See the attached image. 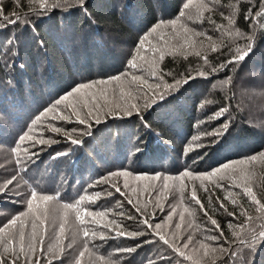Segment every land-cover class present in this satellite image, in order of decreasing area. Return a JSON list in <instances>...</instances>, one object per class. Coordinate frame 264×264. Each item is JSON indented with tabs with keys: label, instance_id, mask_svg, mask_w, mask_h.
<instances>
[{
	"label": "trees",
	"instance_id": "1",
	"mask_svg": "<svg viewBox=\"0 0 264 264\" xmlns=\"http://www.w3.org/2000/svg\"><path fill=\"white\" fill-rule=\"evenodd\" d=\"M186 1L73 0L71 6L48 8L33 13L29 9L27 0H20L19 5L14 0H3L4 14L8 15L13 11H18L21 13V20L12 24L0 19V118L1 115L6 114L13 123L12 126H15V132L22 131L32 120L38 121V117L40 120L45 110L48 109L42 102L40 94L50 95L70 80L57 96L63 97L88 80L97 82L103 80L102 78L108 80L121 75L123 69L115 68L118 64L114 56V45L117 41L134 36L140 41L161 21V16L164 14L173 13L175 18H178L181 11H184L183 6ZM229 3L230 0H220L221 7L228 8L229 11L225 13L223 10L214 9L211 15H207L208 18L206 16L203 18L204 23L209 27L213 26L211 28L215 30H218L217 25H227V20L221 16V13L228 16L233 12V9L228 7ZM261 9H264V0H244L238 5V12L235 14V28L253 38L256 30L257 38L253 40L250 53L242 60L238 59L236 63H228L237 54L234 53L236 44L231 42L233 38L226 33L223 37L221 36L222 48L211 50V54L207 55L208 63H205L203 55L186 53L188 52L186 48L180 53L172 52V45L177 37L168 28L158 30L157 33L149 36V41L145 43L140 53L145 60L137 61L143 70L129 68L132 69L131 74L135 71L136 75L143 76L153 84L152 89H149L146 84L140 86L144 91H151L153 96L157 95L155 104L151 106L149 102L147 106L142 105L139 107L140 110L131 111V115H126L125 112H113L101 118L99 123L94 121L88 123L93 126L84 125L85 127L78 131L79 134L71 136V139L80 140L82 143L72 144L69 137L70 141L66 143L68 144L67 151L51 158L55 159L56 164L55 169L49 172L50 177L43 176L44 182L30 181L32 183L29 184V193L31 189H36L43 194L54 196L58 194V199L48 204L49 212L45 223L43 225L37 223L44 228L49 240L46 241L43 238V243L38 244L35 259L38 256V258H43L42 264H48V258L51 256L47 252L48 247L53 246L57 254L61 255L59 248H64L65 244L68 245L71 240L69 238L61 240L68 233L69 228L65 227L63 236H59V224L62 221L54 210L62 213L64 203L75 204L81 200V197L91 196L93 202L85 200L79 206L92 211L107 210L108 215L103 219L97 217L101 220L99 226L87 224L80 227H87L90 233L92 230L103 232L106 240L112 243L105 245V248L96 246L95 239L98 240V237H91V235L84 237L78 232L75 216L70 213L69 216L76 222V226L69 232H75L73 242L78 245L79 250L75 257L72 256V259L67 260V263L59 258V260H53L52 264H74L85 243L94 252L98 248L99 254L107 256L111 253L112 259L118 264H183L178 256L170 261V257L176 255L160 240L159 235L141 225H134V222H139L135 217L134 209L124 206L119 201V197L116 198L114 208L120 214H124L121 216L124 219L113 215L108 206L109 199H104L100 195L103 192L96 182L108 174L123 170L137 174L138 177L149 178L139 179L141 183L147 180L151 183L156 182L165 176H179L180 171L176 169L186 166L180 163L183 149L185 150L186 147L188 149L190 145L201 139L205 145L200 147L193 156L194 163L192 164L197 167L193 169L191 165L187 169H182L183 172L206 173L205 171L210 168H213L211 171L218 169L217 166L228 160H232L229 163L248 160L251 156L261 153L264 147V130L255 121L249 120V115L246 110H243L244 107L238 104L236 91L225 87L218 88L219 82L228 81L236 72L256 71V68L252 66L253 63H256L264 72V28H260V24L264 23V17L255 15ZM25 13H27L26 16ZM190 14L193 13L190 12ZM246 14L248 19L245 18ZM11 18L15 19L14 16ZM183 20L185 21L182 22L186 23L188 28L189 22L193 23V21ZM181 32L184 33L182 28L178 33L181 34ZM199 32H204V30ZM201 37L205 42L206 38ZM130 40L133 39L130 38ZM238 40L240 39H236L235 42ZM138 42L125 59L127 67ZM213 42H216L215 39ZM154 49L159 51H154ZM161 51L164 53L163 60L159 59ZM156 58L159 59L156 67L160 71L156 77H152L147 70L149 65L145 61H158ZM113 60L115 62H112ZM221 64L225 67L219 68ZM213 68L218 70L213 72ZM201 71L205 75H199ZM161 72L162 80L160 79ZM87 78L91 79L87 80ZM177 81H180L178 85ZM157 83L161 84L158 89L155 87ZM164 84L174 85V87L165 88ZM137 85L139 84L133 83V86ZM85 95L86 91L81 89L79 97ZM94 96L97 100V96ZM145 99L147 100V96ZM231 104L235 105L233 111ZM221 109H231V112H226L225 116L217 115ZM58 114L62 115L63 111L58 110ZM4 124L0 120V135L7 137L8 135L5 134L8 132ZM26 134L30 135V133ZM5 137H0V141L9 144L13 142L12 145L16 143V146L20 141L18 138L14 142L10 136L8 138L10 141H6ZM206 157L209 160L202 162L201 160H206ZM18 163H20L19 160ZM254 169L253 162H250L236 166L235 170L230 169L229 172L222 173L223 179L215 178L217 182L214 183V190L221 199V203L220 201L218 203L220 206L223 204L222 209L212 199L205 201L207 210L216 219L223 233L222 238L225 242L223 247L228 248H225L228 250L225 256L223 255L216 261L219 264H264V237L259 235L264 221L257 219L264 217V213L257 212V205L252 203L242 189H237L238 186L236 188L245 176L247 184L251 183L250 175ZM59 175H66L68 180L66 182L58 180L56 183ZM226 175H231L232 179L236 175L234 181L237 180V184L235 186L228 184L231 187L224 185L225 182L227 183ZM155 176H159V179H150ZM46 177L49 178V182L45 179ZM218 184L222 186H217ZM251 186L257 188L255 190L259 194L256 197L264 203V183L252 182ZM233 199L236 200L235 204L232 203ZM155 200L158 202L155 201L156 203L154 202L152 206L157 214L160 212L161 201ZM118 202L121 205H117ZM142 206L148 208L150 205L143 200ZM170 208L179 210L174 206ZM41 210L43 213V205ZM242 212L247 213V216L241 215ZM230 213H235V215H230ZM128 216L134 219H128ZM248 216H251L252 220H258L254 232L239 233V229L241 232L239 226L248 221ZM86 219L91 220L90 217ZM74 221L72 222L75 223ZM108 221H116L121 227L119 229H116L114 225L109 228L103 227V224ZM181 223L182 230L187 228L189 222L183 220ZM230 223L233 228H229ZM65 226H69V222ZM195 227L193 240L196 236L200 243L210 239L203 236V226L197 223ZM51 230L52 232H49ZM117 231L125 233L136 231L143 232V234L133 238L127 235L117 236ZM233 231L239 234V238L233 236ZM53 236L57 240H52ZM241 240H245L246 243H241ZM116 242H118L117 246L122 244L124 247H115ZM127 249L134 250L126 251ZM251 253H254L253 256ZM120 254L128 258L122 260L119 257ZM182 257L187 263L194 261L193 258L186 259L188 256ZM164 258H167V261ZM83 264H97V262L94 256L89 257L86 253L83 257Z\"/></svg>",
	"mask_w": 264,
	"mask_h": 264
},
{
	"label": "rangeland",
	"instance_id": "2",
	"mask_svg": "<svg viewBox=\"0 0 264 264\" xmlns=\"http://www.w3.org/2000/svg\"><path fill=\"white\" fill-rule=\"evenodd\" d=\"M187 2L188 0L185 3ZM210 8L211 11H205L204 17L206 16V18H208L207 15H211L214 12V9H217L219 11L223 10L225 11V13L229 11L228 8L223 9L220 5V2L215 5H210ZM184 11L186 12V14H190V12H192L194 15L196 13L195 7L190 8L188 10L184 9ZM175 17L176 16H174L173 13H167L161 16V20L169 21L172 19H176ZM203 18H202V22L201 21H195L193 23L189 22V29L195 30L197 32L204 30V33L208 31V33H206L207 36L212 37V41L213 39H215L217 43L216 44L217 48H222V46L219 43V41L222 39L220 32H218V30H215L214 28H211L213 26L209 27V25L204 23ZM180 29L181 27L177 25L176 32L178 33ZM168 30H170L173 34V31L170 27L168 28ZM176 37L177 38L174 40V45H172V52L174 53L183 52L186 48L187 49L186 51H188L186 53L189 54L196 53L197 51L201 52L202 55L211 54V49L209 47L211 42L208 41L207 39L204 42V39L201 36L194 35L192 31H189L187 33L181 32V34H179ZM130 38H132L133 40L131 41ZM130 38L117 41V43L114 45V53H115L114 56L117 58L118 61V64L117 66H115V68L123 69L122 74L127 73V75L122 76L123 87L125 92L132 91V97H127V96L121 97L120 94L121 85L116 81H113L112 84L110 85L97 84L91 89H83L86 91L85 96H82L80 98L79 94L74 93L73 96L69 97V100L72 102V104L76 106V110L80 111L81 117H84V115L89 110L88 108L83 107V101L85 99L89 98L87 100L89 101V106L91 107V103H92L91 95L97 96L96 103L99 104L102 109L99 112L100 119L103 118L105 115L109 114V110H111V113L124 112L125 108H128L130 111H137L135 109H131L132 104H136L138 109L140 106L146 105L145 101H148L147 105L149 104V102L151 106L155 104L157 95L153 96V93L151 91L147 92L142 90L141 89L142 87L140 86L141 84L137 86H133V84H129L131 75L136 74L137 72L133 71V73L131 74L132 69L126 66L125 59L128 58L129 52L135 47L136 43L139 41V39L136 36ZM256 38H257V33L255 30L254 38L252 40L240 39L236 41L235 44L239 45L241 49L245 48L246 43L247 45H250L252 47L253 40H255ZM186 40L188 41V43L185 42ZM189 44H191V46H189ZM177 45H183V47H177ZM251 47H250V51H251ZM250 51H248L247 55L250 53ZM234 53L238 55L236 51ZM112 62H115V60H113ZM157 62L159 63V59ZM233 62L235 63L238 62V59H236ZM252 66L256 68L255 69L256 71L244 70L243 73L236 72L228 81L219 82L218 88L222 89L225 87L230 89L231 91H236L235 93L238 98V102H239L238 104L244 107L243 110H246L247 115H249L248 116L249 120L255 121L264 130V72H262V70L259 68L258 65H256V63H253ZM248 67L251 68L250 66ZM88 79L91 78H87V80ZM102 79L107 80L106 78H102ZM69 81H67V84L69 83ZM87 83H92V82L88 80L84 84ZM67 84L65 86H67ZM65 86L58 88L50 95L48 94L44 95L43 93L40 94V96L42 97V102L45 104V107L47 108L52 107L57 99L62 98V96L59 97L57 96L64 90ZM146 96H147V100L145 99ZM77 101H79V103H77ZM226 105H228V103ZM231 105L233 106L232 109L233 111L235 105L233 104ZM214 106L217 105L214 104ZM58 110H62L63 111L62 115L67 117V119L64 120L59 119V116L61 115L58 114ZM150 110L151 109H149V111ZM226 112H231V109L226 110L222 115L225 116V114H227ZM96 115L97 113L94 110L93 116L88 118V123L93 121L96 122L94 119ZM0 120L1 123L3 124L4 122H6V124L4 125H6V131L8 133H6L5 135L8 136L5 137L3 135H0L1 138L5 137L6 141L7 140L10 141L8 139L10 136L12 137V139H14L13 141L15 142L18 138H20L23 134L25 135L26 133H30V135L33 137L32 140H25L24 142L21 143V145L19 146L18 153H14L12 151L13 147H16V143L12 145L13 142L9 144L0 141V227H3L4 225L8 224V222L12 218L16 217L21 212L26 211L27 209L26 201L30 197L29 184L32 183L30 181L33 180L34 182L36 181L44 182L43 176L47 175L48 177H50L49 172L51 171V169L53 170L55 169V164H56L55 159L52 160L51 158H53V156L55 157L56 155L62 154L67 151L66 149L68 147V144L66 143H69L67 141L68 140L70 141L72 137H70L69 139V136L65 134V131H62L61 133H55L52 132L50 129L52 127H60L63 130L70 132L72 136L73 134L74 135L79 134L78 131L83 129L85 126L81 125L77 121L76 116L73 115V108L69 107L67 103L56 106V111L52 113H48L47 115L43 114L40 120L35 121L36 123L32 120L27 127L25 126V128L19 132L18 131L15 132L14 130L15 126H12L13 123L11 122L9 116H7L6 114L1 115ZM91 126L93 125L91 124ZM30 129H32L31 132L29 131ZM73 129H75L76 131L73 132L72 131ZM39 139L50 140L54 142L40 144L36 142ZM203 145L205 144L201 139V140H197L194 144L190 145L188 149L187 147L185 148V150L183 149V153H181L180 156V160H181L180 163L181 165H186V166L176 169L180 171L179 174H181L184 171L182 169L184 168L187 169L191 165L193 169L197 167L195 164H192L194 163L193 156L196 155L195 152H197L199 148L202 147ZM180 148H179V152H180ZM262 151H264V147L262 148ZM18 160L20 163H18ZM208 160L209 159H207L206 157V160L202 159L201 161L206 162ZM230 161L232 160H228L217 167L222 168L223 165L230 164L229 163ZM253 166L255 169L254 172L250 175L251 177L250 182L252 183V182L261 181L262 183H264V162L257 160L253 162ZM25 169L26 171H24ZM212 169L213 168H210L208 171L205 172H210ZM27 170L30 171V173H28ZM229 170L225 172H229ZM122 172H129V171L123 170ZM116 173H120V172H116ZM193 173L199 174L198 172L195 171H193ZM13 177H15L14 180L12 179ZM48 177L45 178L47 182H49ZM106 177L108 178L107 183L102 182L104 179L103 178L102 180L96 182L97 183L96 185L102 189L103 193H101L100 195L104 197V199L105 198L109 199L108 206L112 210L113 215H116L120 218L122 216L120 212L117 211L116 208H114L117 201L116 198L119 197L120 198L119 201L122 202L124 206L129 208L132 207L134 209L135 217L139 222L143 219H148L149 223L152 224L153 227L149 228L147 225L140 224L139 222H134V225H141L146 229L148 228L149 231L151 230L152 233H156L154 230V225L160 224L161 225L160 233L164 235L165 238L175 246V248H179L180 251H183L185 253L184 257L190 256L194 260L192 262L187 263L182 256L178 255V252L175 251L174 247L169 246V244H165L169 248V250L172 253H174V255H176L174 257H170V261H172L174 258L178 256L180 262L183 264H213V261H215V263H218L216 261H218L220 257H222L223 255L225 256V252L228 251L226 249L228 248L223 247L225 246L224 245L225 242L224 239L222 238L223 236H221L219 225L217 223L218 225L217 227V225H213L211 223V219H215V218L212 217V214L210 213L209 210H207L205 205L206 199H208V201L209 200L211 201L212 199L215 202H217L216 204L222 209V207L219 204L221 203L220 201L221 199L217 195V191L214 190L215 189L214 183L217 182L215 178L213 180L215 182L205 181L203 187H201L199 181H191L185 178L184 183L186 187L182 196L179 190L178 181H174V180L168 181L169 187L165 189L163 187L164 184L163 179L157 180L156 182H152V183L149 182L148 180L141 183L139 182V179H134V177H138L137 174H132L127 178H125L124 176H111L110 174H108ZM231 177H232L231 175H226L225 177L227 183L225 182L224 185H226L227 187H231V185H228L230 183L234 186L237 184V180L236 182L234 181L236 175L234 176L233 179ZM126 179L128 185L127 187H125ZM10 180L12 182L8 183V181ZM58 180L59 181L64 180L66 182L68 178L66 175H62V176L59 175L57 177L56 183L58 182ZM251 183H248V186L252 188V190L256 193V195L259 194L258 191L255 190L257 188H253L251 186ZM193 185H195L197 189L196 194L199 200L201 201L203 208H201L200 205H197L194 201L189 199V197L191 196V189ZM117 187L120 189L119 192L116 191ZM204 188H207V191H205ZM237 189L243 190V187H239ZM155 199L157 200L159 199V201H161L160 212H158L157 214L155 213L156 211L152 206L156 202H158ZM129 200H131V203H129ZM143 200L150 205L148 208L146 207L143 208L144 206L141 207V203L143 202ZM120 202H118L117 205H121ZM170 206H174L179 210L177 211L174 208H170ZM136 207H139L141 211L137 212L135 209ZM185 208L189 209L191 215H189V212L184 211ZM54 211L59 215L58 218L62 217L63 212L60 213L58 211L56 212V210ZM181 214L184 217L183 220L189 222L187 224V228L182 230L180 228L182 226L181 222L183 221V220L181 221L180 219ZM169 215H171L172 217L171 220H169ZM209 217L211 219H209ZM21 219H25V218L21 217ZM121 219L124 218L122 217ZM74 220L71 219L70 216H68L69 226H65V227L69 228V230L71 229L70 231L74 230L73 227L77 225ZM72 221H74L75 223H73ZM257 221L258 220H251L250 223L246 221L245 224H248L249 228L254 229ZM26 223H27V227L25 229V232L27 238L30 237L32 218L31 217L27 218ZM36 223H40V222L37 221ZM197 223H199L201 227L202 226L204 227V231L202 233L203 236L209 237L211 239V240L210 239L206 240V242L202 241V243L208 245L209 248L217 249L215 253L210 252L207 257L204 256V249L200 247L201 243L199 239H197L198 236L195 237L196 240L195 239L193 240V232H195L196 230L195 225H197ZM177 224H180L179 228L176 227ZM262 224H264V222H262ZM18 228H19V224H17V230ZM69 230L68 233L65 234L61 239L63 241L64 239H68V238L71 239L68 245L65 244V247L63 248L64 249L63 253L61 255H58V258H53L51 255L49 256L48 260L51 259L53 261L55 259L59 260L60 258L67 263V260L72 259V256L75 257L79 249H78V245H76L73 242V235L75 232L70 233ZM38 232L42 233L44 240L46 241L49 240V237L46 235L44 228L39 226ZM49 232H52V230ZM238 232L250 233L252 231H249L248 229H243V230L241 229L240 232L239 229ZM189 237H191L190 241H189ZM213 237H219V239H212ZM51 239L57 240L55 236L51 237ZM97 239L98 240L95 239L96 246H102L105 248L106 247L105 245L112 243L111 241H108L106 239L104 240H101L99 238ZM212 240L215 241L213 242ZM117 243L118 242L115 243V247L118 248L124 247V245L122 244L117 246L116 245ZM186 243L188 246L184 247ZM69 245H71V247H69ZM221 246L224 249L226 248L224 252L219 251ZM251 254L253 256L254 253ZM119 257L122 258V260L128 258L126 255L123 254H120ZM22 259L23 258H21V260L18 261V264H24V261ZM36 259L39 260V264H42L43 258L40 257L38 258L37 256ZM164 259H166L165 261H167V258Z\"/></svg>",
	"mask_w": 264,
	"mask_h": 264
},
{
	"label": "snow or ice",
	"instance_id": "3",
	"mask_svg": "<svg viewBox=\"0 0 264 264\" xmlns=\"http://www.w3.org/2000/svg\"><path fill=\"white\" fill-rule=\"evenodd\" d=\"M14 2L17 5L20 4V0H14ZM27 2H28V6H29L30 11L35 13L38 10H46L48 8L71 6L73 0H51V3H50V0H27ZM219 2H220V0H195V2H194V0H188V2L185 3V5L183 6L184 9L188 10L190 8L195 7L196 13L193 15V14H186L185 11H181V13L179 14V17L176 19H172L169 21H163V20L159 21L150 30V32L148 34H146L144 37H142L140 39V41L138 42V46L134 51L133 56L128 61V67L142 71L143 69H141V67L137 61L138 60H145V57L141 56L140 53H141V50L144 49L145 43L149 41V36H151L154 33H157L158 30L169 28V27L172 29L174 36H178L179 33L176 32L177 25H180V27L183 29V31L185 33L192 31L193 34L196 36H204L208 41L211 42L209 45L210 49L213 51L217 50L216 42L212 41V37L207 36V34L204 32H197L195 30L189 29L187 27V24L183 23L182 20L186 19L188 21H193V22H195V21H201L202 22V18L204 17L205 11H211L210 5H215V4H218ZM241 2H244V0H235V2H231V0H230L228 7L232 8L233 12L230 13L228 16H224V14L221 13V16L227 20V25H217L216 26L217 29L221 32L222 37L226 33L228 36L233 38L231 41L232 43H235L236 39H247V40L253 39L252 36H248L244 33H241L240 30L235 28V26H234L235 25V14H237L238 5ZM2 3H3V0H0V19L7 21L8 23H12V24H15L16 22L21 20V13L18 11H13L11 14H8V15L4 14ZM24 15L26 16L27 13H25ZM255 15H256V17H264V9H261ZM12 16H14L15 19H12L11 18ZM245 18L248 19L247 14H246ZM209 19H211V18L209 17ZM260 28H264V23L260 24ZM185 42L188 43L187 40ZM219 43L221 46H223V40L222 39L219 41ZM189 46H191V44H189ZM177 47H183V45H177ZM250 47H251L250 45H246L244 49H241L239 47V45H236V52L238 53V55L233 57V60H236V59L242 60L244 58V56L247 55L248 51H250ZM154 51H159V50L154 49ZM195 54L198 56L202 55L201 52H199V51H197ZM159 59L160 60L164 59V53L162 51L160 52ZM203 59H204L205 63H208L206 54L203 55ZM233 60H229L228 63H232ZM145 62L148 63V65H149V67L147 69L149 74L152 77H156L158 74V71H160L156 67L157 61L152 60L150 62L149 61H145ZM223 67H225L224 64L219 65V68H223ZM217 70H218L217 68L212 69L213 72H215ZM168 74L171 75V73H168ZM124 75H127V73L117 75L115 77H111L108 80H102V81L82 84L79 87H77L76 89H74L72 92H69L66 95H64L62 98L57 99L52 107L45 110L44 115H47L48 113H52V112L56 111V106L67 103L69 107L73 108V115L76 116L77 121L81 125H88V127L91 126L90 124H88V118L93 116V110H95L97 113V115L94 117V119H95L96 123H99L100 122L99 112L102 109H101L100 105L96 103V97L94 95L92 97L91 107L89 106V101L87 99H85L83 101V107L89 109L87 111V113L84 115V117H81L80 111L76 110V106L72 104V102L69 100V97L73 96L74 93L80 94L81 89H91L97 84H99V85H110V84H112L113 81H116L121 85V87H120L121 97H124V96L132 97V91L125 92V90H124L123 81H122V76H124ZM199 75H205V73L201 71V72H199ZM160 79L161 80L163 79L162 72L160 75ZM184 82L186 83L187 81L185 80ZM133 83L146 84L149 89L153 88V84L149 83L148 80L145 79L141 75H136V74L131 75V79L129 81V84H133ZM179 83H180V81L176 82L177 85ZM163 86L165 88L174 87V85H168V84H164ZM155 87L158 89L161 87V84L157 83L155 85ZM152 102H154V101H152ZM77 103H79V101H77ZM147 103H148V101H146L145 106H147ZM131 109H135L137 111L139 110L137 108L136 104H132ZM226 110L227 109H221L217 115H222ZM124 112L126 115H131V111L128 108H125ZM109 114H111V110H109ZM59 119L64 120V119H67V117L61 115V116H59ZM37 120H39V117L37 118ZM225 127H226V125H225ZM50 130L52 132H55V133H61L62 131H65V134L68 135L69 137H71L70 132L63 130L60 127H52ZM29 131L31 132L32 129H30ZM72 131L74 132L76 130L73 129ZM32 139H33V137L31 135L25 134L24 136L20 137L19 143H22L25 140H32ZM36 142L40 143V144H45V143H52L54 141L39 139ZM19 143L17 144L16 148L12 149V151L14 153H18ZM71 143L72 144H78V143H82V141L77 140V139H71ZM257 160L264 162V151H262L258 155L251 156L248 160H241V161H236V162H233L230 164H225L222 166V168L215 169L214 171H211V172L194 174L192 171H185L176 177L165 176V177H163V180H164L163 187L165 189H167L169 187L168 181H170V180L178 181L179 182V190H180L181 195L183 196V193H184L185 187H186V185L184 183L185 178H187L191 181H199L201 187H203L205 181L213 182L214 178L223 179V175H221V174L224 173L225 171H227L229 169L235 170V167L238 165H244V164H247L250 162H255ZM110 175L111 176H124L125 178H127V177L131 176L132 174L129 172H120V173H111ZM12 179L14 180L15 177H13ZM134 179H149V178L148 177H134ZM150 179H153V180L159 179V176L151 177ZM246 181H247V177L245 176L242 178V182L238 183L236 186L243 187L244 194L251 199L252 203L257 205V208H256L257 212L264 213V203H262L259 199H257L256 193L252 190L251 187L248 186ZM11 182H12L11 180L8 181V183H11ZM102 182L107 183L108 178L105 177ZM127 186L128 185H127V179H126L125 180V187H127ZM217 186H222V185L218 184ZM204 190L207 191V188H204ZM116 191L119 192L120 189L117 187ZM196 193H197V189H196L195 185H193V187L191 189V196L189 197V199L194 201L197 205H200L201 208H203V205L201 204V201L197 197ZM98 195L99 194H97V196ZM229 195H231V193H229ZM56 199H58V194L55 196L50 195V194H43V193L38 192L36 189H31L30 198L26 201L27 211L21 212L19 215L12 218L8 222V224L4 225L3 227H0V264H18V261H20L21 258H23L24 264H39V260L35 259V257H36V253H37V249H38V244L43 243V235L40 232H38L39 225L36 222L39 221L40 225H43L45 223V221L48 218V204H49V202L56 200ZM85 200H87L89 202H93V198L91 196H85V197H81V200L75 204L74 203H64L62 205L63 215L61 217L62 222L59 224V236H63V234L65 232V225L68 222V216L71 213V214H74V216H75V221L77 222V226H78L77 231L82 233L84 237H89L91 235V237H98L101 240L106 239V235L103 232H98L97 230H92L90 233L89 229L87 227H80V226H85L87 224H96L99 226L101 223V220H98L97 217L103 219L104 217H106L108 215L107 210L92 211L89 208L80 207L79 204L83 203V201H85ZM129 203H131V200H129ZM232 203L235 204L236 200L233 199ZM42 205H43V215H42V211H41ZM221 207H223V204H221ZM136 211L140 212L141 209L139 207H137ZM184 211L189 212V215H191V212L189 211L188 208H185ZM121 215H124V214L121 213ZM230 215L234 216L235 213H230ZM241 215L247 216V213L242 212ZM21 217H24L25 219H21ZM29 217L32 218L31 233H30V237L26 238V232H25V229L27 227L26 219ZM86 217H90L91 220H87ZM127 218L128 219H134L132 216H128ZM171 218H172L171 215H169V220H171ZM183 218L184 217L181 214V216H180L181 221L183 220ZM209 219H211V218L209 217ZM247 219H248V222L250 223L252 220V217L248 216ZM257 219H261L262 221H264V217H258ZM139 223L143 224V225H147L149 228L153 227V225L149 223L148 219H143ZM211 223L213 225H217V222L215 219H211ZM17 224H19L18 230H17ZM113 225L115 226L116 229H119L121 227V225L117 224L116 221H108V222L103 224V227L109 228ZM176 227L179 228L180 224H177ZM217 227H218V225H217ZM239 227L242 230L248 229L249 231L254 232V229L249 228L248 224L240 225ZM261 227H262V230L259 233V235L261 237H264V224H262ZM229 228H233V225L231 223L229 224ZM160 229H161L160 224L154 225V230H155L156 234L159 235L160 240H162L165 244H169V246L175 248V246L173 244H171L170 241L167 240L164 235L160 234ZM116 234H117V236L127 235L129 237L134 238L138 235H142L143 232L130 231V232L125 233L124 231H117ZM222 235H223V233H221V236ZM233 236H236L237 238H239V234L236 231H233ZM212 239H219V237H213ZM253 239H255V236H253ZM190 240H191V237H189V241ZM240 242L246 243L245 240H241ZM187 246L188 245L186 243L184 245V247H187ZM69 247H71V245H69ZM200 247L202 249H204V256L205 257H207L210 252L215 253L217 251L216 248H209L208 245L203 244V243H201ZM133 250L134 249H127L126 251H133ZM63 251H64L63 247L59 248V253H63ZM175 251H177L180 256H185V253L183 251H180L179 248H175ZM219 251L224 252L225 249L221 246ZM47 252L50 253L53 258H58L57 250L53 246L50 245L47 249ZM86 253L89 255V257L94 256L97 264H118L117 261H114L112 259L111 253L108 254L107 256H105L103 254H99L98 248H97V251L94 252V251L89 249L87 243L84 244L83 250H81L79 252L78 256L75 259L74 264H83V257L85 256ZM186 259L191 260L192 257L188 256V257H186ZM48 264H52L51 259L48 260ZM213 264H215V261H213Z\"/></svg>",
	"mask_w": 264,
	"mask_h": 264
}]
</instances>
